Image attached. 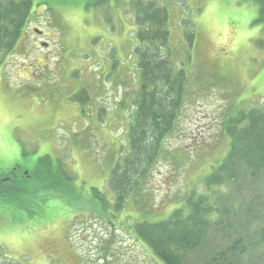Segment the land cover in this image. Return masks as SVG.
Listing matches in <instances>:
<instances>
[{"label": "rangeland", "instance_id": "374dc122", "mask_svg": "<svg viewBox=\"0 0 264 264\" xmlns=\"http://www.w3.org/2000/svg\"><path fill=\"white\" fill-rule=\"evenodd\" d=\"M157 1L188 82L167 156L146 185L149 221L166 219L192 189L203 191L201 180L227 154L228 114L264 109L258 3ZM129 3L33 0L15 52L0 60V181L20 192L0 198V264H156L127 230L109 224L144 220L133 203L121 212L106 207L139 85ZM184 20L194 26L191 48Z\"/></svg>", "mask_w": 264, "mask_h": 264}, {"label": "trees", "instance_id": "16d2710c", "mask_svg": "<svg viewBox=\"0 0 264 264\" xmlns=\"http://www.w3.org/2000/svg\"><path fill=\"white\" fill-rule=\"evenodd\" d=\"M253 1L264 12V0ZM32 7L33 0H0V60L15 52ZM129 7L139 85L125 130L126 151L107 178L111 198L106 207L121 212L132 202L144 220L128 228L120 222L109 224L127 230L156 264H264V109L228 114L223 123L229 140L227 154L201 180L203 191L192 189L166 219L146 218L149 211L142 204L146 185L169 151L167 142L184 103L188 74L173 62L166 7L157 0H130ZM182 26L191 48L194 26L189 20L182 21ZM25 179L29 175L22 182ZM1 183L5 185L0 184V198L14 199L20 193L10 181Z\"/></svg>", "mask_w": 264, "mask_h": 264}, {"label": "flooded vegetation", "instance_id": "af4514ba", "mask_svg": "<svg viewBox=\"0 0 264 264\" xmlns=\"http://www.w3.org/2000/svg\"><path fill=\"white\" fill-rule=\"evenodd\" d=\"M14 178V177H13ZM23 178V177H22ZM17 179V178H16Z\"/></svg>", "mask_w": 264, "mask_h": 264}]
</instances>
